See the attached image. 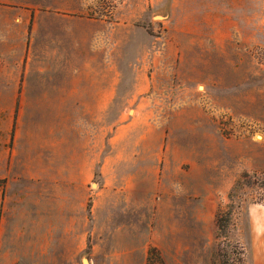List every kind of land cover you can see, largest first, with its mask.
<instances>
[{
	"label": "rangeland",
	"instance_id": "obj_1",
	"mask_svg": "<svg viewBox=\"0 0 264 264\" xmlns=\"http://www.w3.org/2000/svg\"><path fill=\"white\" fill-rule=\"evenodd\" d=\"M123 1L81 3L90 17H102ZM72 6V0H28L33 18L36 10ZM25 8V0H0L2 49L9 45L6 28L21 22ZM128 8L126 79L112 112L98 119L107 136L134 114L133 65L140 45L148 51L152 40L163 42L175 26L185 62H207L201 84L183 83L174 71L171 82L156 86L150 120L165 132L168 159L160 167L147 162L143 170L151 176L145 190L153 196L135 217L130 201L124 223L102 217L94 225V202L80 211L79 186L90 179L88 170L81 160L62 161L57 153L60 114L28 113L27 98L4 91L0 264H148L152 247L165 264H264V0H128ZM189 30L202 31V42L190 43ZM13 70L0 65L4 78ZM184 71L187 78V65ZM158 140L150 134L146 147L156 148ZM63 165L69 169L64 175ZM100 185L98 169L89 187L95 192Z\"/></svg>",
	"mask_w": 264,
	"mask_h": 264
},
{
	"label": "crops",
	"instance_id": "obj_2",
	"mask_svg": "<svg viewBox=\"0 0 264 264\" xmlns=\"http://www.w3.org/2000/svg\"><path fill=\"white\" fill-rule=\"evenodd\" d=\"M25 1L21 22L6 28L9 45L5 49L0 46V65L14 67V76L9 78L0 72V96L5 91L27 98L28 113L60 114L57 153L62 161L81 160L90 174V179L79 186L83 194L80 211L88 212L89 201H93L94 225L102 217L124 223L129 218L130 201L134 202L135 217L139 206L143 207L146 198L153 196L151 190H145L146 184L151 183V176L143 175L146 163L158 161L160 167L161 161L168 159V153H164L165 132L150 120L156 86L164 80L171 82L174 71L180 72L183 83L201 84L208 76L207 62L201 57L185 62L184 45L177 39L175 26L168 29L163 42L152 40L148 51L144 44L140 45L141 57L133 65L134 114L115 129L110 127L111 135L107 136L103 133L105 128H98V119L112 112L126 79L122 62L129 43L125 33L131 24L128 0L102 17H90L82 0H72L70 9L36 10L34 18L33 12L28 11V0ZM147 6L148 10L150 4ZM140 11V16L147 13L145 6ZM187 33L190 43L202 42V31ZM184 65L190 70L187 78ZM153 133L159 138L154 149L146 147ZM65 169L69 170L63 165L62 175ZM98 169L102 186L92 192L89 183Z\"/></svg>",
	"mask_w": 264,
	"mask_h": 264
},
{
	"label": "trees",
	"instance_id": "obj_3",
	"mask_svg": "<svg viewBox=\"0 0 264 264\" xmlns=\"http://www.w3.org/2000/svg\"><path fill=\"white\" fill-rule=\"evenodd\" d=\"M219 225H220V229H223L225 224H224V218L221 217L219 219ZM155 262L157 264H165V261L160 253V251L156 248V247H152L149 250V257H148V264H155Z\"/></svg>",
	"mask_w": 264,
	"mask_h": 264
},
{
	"label": "bare ground",
	"instance_id": "obj_4",
	"mask_svg": "<svg viewBox=\"0 0 264 264\" xmlns=\"http://www.w3.org/2000/svg\"><path fill=\"white\" fill-rule=\"evenodd\" d=\"M258 137V136H257ZM258 140V139H257Z\"/></svg>",
	"mask_w": 264,
	"mask_h": 264
}]
</instances>
